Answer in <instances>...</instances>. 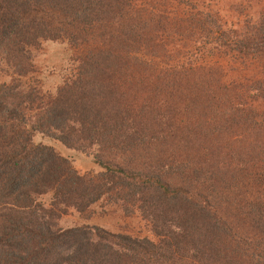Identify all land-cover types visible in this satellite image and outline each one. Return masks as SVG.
<instances>
[{"label":"trees","instance_id":"16d2710c","mask_svg":"<svg viewBox=\"0 0 264 264\" xmlns=\"http://www.w3.org/2000/svg\"><path fill=\"white\" fill-rule=\"evenodd\" d=\"M189 38L212 58L189 57ZM45 40L76 63L53 94L19 81ZM0 58L14 76L0 84V264H264V8L229 29L180 0H0ZM36 134L93 150L102 171L80 174ZM102 199L157 241L58 227Z\"/></svg>","mask_w":264,"mask_h":264},{"label":"rangeland","instance_id":"374dc122","mask_svg":"<svg viewBox=\"0 0 264 264\" xmlns=\"http://www.w3.org/2000/svg\"><path fill=\"white\" fill-rule=\"evenodd\" d=\"M180 3L185 4L191 11L210 9L213 12H217L221 16L222 26L229 29L246 27L248 23L255 21L259 12L264 8V0H180ZM189 40L185 41L190 43L189 48L196 45L193 44L190 38ZM203 42V40L199 43L196 42L195 48L197 51L193 53L195 58H192L195 61H201L202 58L208 60L206 57L212 58L213 53H211V50H204L210 44L208 41L204 44ZM193 48H191V51L188 50L190 51L187 53L189 57L192 56ZM73 57L74 52L66 41H42L36 48L31 49L33 70L26 77L19 78L22 88L33 87L42 93L53 94L64 81L73 76L76 67ZM240 69L242 68L240 67ZM251 70L255 73L254 68L251 67ZM245 73L246 71L243 69L239 70V72H230L226 80L234 79ZM248 74H252V71ZM13 78L11 69L0 58V84H9ZM34 141L52 146L56 152L69 159L72 166L80 174H97L102 171L94 162L93 150L79 151L68 149L57 140L41 134H36ZM39 200L41 203L48 205L50 196H42ZM57 225L62 229L82 225L97 226L111 233L157 241L152 232L151 224L144 220L138 212L126 214L119 204L107 199H102L94 204L90 208L89 217H82L70 210L68 214L57 220Z\"/></svg>","mask_w":264,"mask_h":264}]
</instances>
